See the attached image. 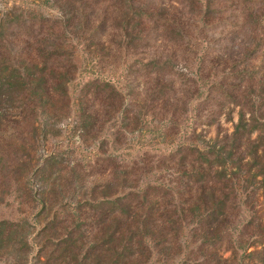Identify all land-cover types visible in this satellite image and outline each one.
<instances>
[{
  "label": "rangeland",
  "instance_id": "obj_1",
  "mask_svg": "<svg viewBox=\"0 0 264 264\" xmlns=\"http://www.w3.org/2000/svg\"><path fill=\"white\" fill-rule=\"evenodd\" d=\"M122 1L97 0L91 10L99 19H110L111 25L120 24L122 16L131 18L134 11H147L154 15L155 24L138 35L134 48L127 47L121 30L118 37L106 31L107 38L73 32L66 47L75 68L71 67L63 85L61 102L53 99L41 110L34 103L27 107V102L14 100L20 94L18 84L0 83V132L8 120L15 121V115L21 121L26 118L24 124L12 125V130L8 127L5 136L0 133V223L27 225L32 235L29 242L34 253H40L42 264L47 263L46 257L57 258L60 253L51 254L58 240L41 231L52 219L65 216L72 197L78 196L77 180L67 171L75 170L87 181L89 176L84 174L91 171L89 164L101 155L116 164L144 167L136 178L140 187L184 180L177 178L189 170L177 168L181 159L176 157L182 152L184 160V146L217 153L224 144H232L239 115L233 105L245 103L248 96L237 95V87L243 91L251 87L252 99L264 97V80L254 77L262 76L264 63V0H130L127 12ZM6 8L37 18L61 15L53 0H0V10ZM257 13L258 23L249 18ZM142 29H146L144 24ZM147 32L148 40H143ZM93 80L110 83L121 94L100 118V127L91 125L95 131L84 134L82 128L90 120L87 113V118L83 115L86 97L82 90ZM100 98L96 105L103 104ZM255 111L264 122V105ZM242 135V148L233 161L228 157L230 148L223 150L222 158H210L224 165L218 172L228 176V181L217 186L216 202L211 192L195 199L216 209L223 197L228 198V236L237 252L234 264H264V146L256 143L258 133ZM231 161L241 166L236 179ZM62 169L65 172L60 173ZM123 191L121 186L98 190L95 197L119 196ZM195 203L191 206L199 205ZM180 224L177 249L165 253L148 241L150 255L134 264L197 260L199 256L189 253L195 244L184 222ZM15 240V236L0 235V246ZM8 254V249H0V264L10 261ZM29 259L33 263L32 256ZM94 262L106 263L103 257Z\"/></svg>",
  "mask_w": 264,
  "mask_h": 264
},
{
  "label": "trees",
  "instance_id": "obj_2",
  "mask_svg": "<svg viewBox=\"0 0 264 264\" xmlns=\"http://www.w3.org/2000/svg\"><path fill=\"white\" fill-rule=\"evenodd\" d=\"M53 1L61 12L59 18L24 16L23 13L17 14L12 8L0 10V83L18 84L20 94L14 100L27 102V107L34 103L35 108L39 110L49 107L53 99L57 100L56 103L63 100V85L67 83L71 67L75 68V65L71 64L72 57L66 47L73 32L107 38L106 31H110L109 36L118 37L121 30L128 39L127 47L134 48L138 35L144 34L149 30V26L155 24L154 15L147 11H134L131 18L128 15L122 16L120 24L111 25L110 19H99L96 11L91 10L92 4L97 0ZM122 7L127 12L131 7L130 0H123ZM249 18L258 23V13L249 15ZM143 24L146 29H142ZM148 35L149 32L142 39L148 40ZM106 43H109L108 39ZM262 66V76L254 75L256 79L264 80V63ZM257 74L259 76V72ZM151 76L152 74L147 76V80ZM252 77L250 80L253 82ZM34 81L39 83L32 84ZM262 84L264 86V83ZM82 91L86 97L83 115L86 117L87 113L90 120L84 124V129L82 128L84 134H87L100 127V118L112 108L111 103L118 100L121 93L110 83L99 80L87 82ZM236 93L242 97L248 96L244 97L245 103L236 102L233 105L239 108V115L232 144H224L221 152L217 153L212 149L200 148L201 146H184V160L182 152L176 155L181 159L177 168H182L184 172L189 170L177 178L184 180L173 179L168 186L155 184L140 187L136 178L144 167L116 164L101 155L89 164L91 171L84 174L85 177L89 176L87 181H84L82 176L79 178L75 170L67 171L77 180L75 184L78 196L72 197L71 209L63 213L65 216L52 219L40 233L48 237L50 234L51 238L58 240L51 254L59 252L60 255L57 258L46 257V264L140 263L145 255H150L148 241L149 245L153 244L154 249L170 254L179 247L182 222L192 240L191 243L195 244L189 253L199 256L197 260L191 259L189 264H234L237 252L228 236V213H231L230 209L227 210L228 198L223 197L216 209H209V206L202 205L195 198L211 192L215 195L213 203L216 202L217 186L228 181V176L225 172H218L224 165L217 164V161L214 163L210 158H222L223 150L230 148L228 157L233 161L236 152H240L242 148V132L249 135L247 137L254 132L258 133L256 143L264 146V122L256 117L255 111L262 109L264 97L250 98L251 87L244 91L242 87H237ZM98 96L102 97L100 99L103 104L99 102L96 105ZM241 108H252L253 111L244 112ZM13 118L15 121L8 120L5 123V131L0 132L2 136L8 132V127L12 130V125L19 126L26 122V118L18 120L20 115ZM249 124H252V127L248 130ZM91 125L94 128H91ZM232 161L230 167L233 166V178L236 179L241 166L237 167L236 162L232 165ZM64 170L60 173L65 172ZM177 170L179 172V169ZM98 179L104 181L99 182ZM118 186L124 190L119 196L103 195L99 199L95 197L98 190ZM192 202L199 205L191 206ZM148 233L153 235H146ZM155 233H158L156 237ZM7 234L16 237L15 241L0 246V249L9 250L10 261L7 264H42L40 253H34V246L29 242L32 235L27 225L20 222L0 223V235ZM239 241L240 238L237 243ZM226 253L231 256L226 257ZM30 256L33 263L29 259ZM243 256L244 253L242 258ZM101 257L106 263L94 262Z\"/></svg>",
  "mask_w": 264,
  "mask_h": 264
}]
</instances>
